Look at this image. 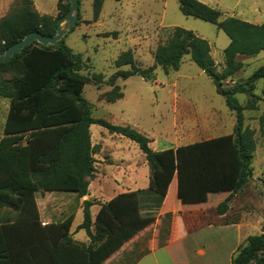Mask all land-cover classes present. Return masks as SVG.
I'll use <instances>...</instances> for the list:
<instances>
[{
	"label": "trees",
	"instance_id": "trees-1",
	"mask_svg": "<svg viewBox=\"0 0 264 264\" xmlns=\"http://www.w3.org/2000/svg\"><path fill=\"white\" fill-rule=\"evenodd\" d=\"M176 1L183 16L212 24L227 36L229 44L223 50L224 69L217 71L206 40L192 31L175 27L169 38L156 47L153 65L146 69L135 66L131 51L120 54L114 61L117 71L107 85L114 86L117 79L131 76L149 78L156 67L165 73L178 71L182 58L189 55L191 62L212 81L216 94L234 113L233 137L216 138L175 151L155 152L150 148V140L136 130L92 117V106L83 97V89L91 81L102 84V75L92 78L82 75L86 64L80 55L73 54L65 46V37L56 46L32 43L0 63L3 76L0 98L8 100L0 139V208L16 214L15 221L0 224V264H101L141 228L140 196L151 194L152 207L157 209L176 173L181 190H185V183L188 187L190 182L198 189L204 183L203 190L206 186L210 194H225L214 207L219 216L228 212L233 197L252 177L256 144L253 132L243 126V112L257 108L260 99L253 91L256 83L264 78V67L253 72L245 83L229 87L224 81L241 68L235 60L237 56L264 52V22L255 25L231 17L220 20L219 11L197 0ZM103 3L104 0H92V21H97ZM68 9V0H58L55 17L41 15L31 0H18V6L0 19V54L29 33L53 36L56 21ZM80 22L78 14L74 27ZM124 66L129 70L120 69ZM239 94L248 96L247 106L238 103L236 95ZM122 97L118 93L106 101L114 103ZM259 123L263 129V116ZM91 125H98L138 146L149 167V190L122 194L100 204L94 223L89 213L92 203L84 202L83 222L78 229L85 231L89 242L78 244L69 235L71 218L42 226L35 194L70 192L83 197L88 193L94 173ZM224 163L234 167L235 172L238 170L231 193L220 184L223 173L218 167H223ZM262 196L264 198V180ZM133 221L137 222L135 226ZM230 264H264V219L261 232L244 240Z\"/></svg>",
	"mask_w": 264,
	"mask_h": 264
},
{
	"label": "rangeland",
	"instance_id": "rangeland-1",
	"mask_svg": "<svg viewBox=\"0 0 264 264\" xmlns=\"http://www.w3.org/2000/svg\"><path fill=\"white\" fill-rule=\"evenodd\" d=\"M31 1L39 13L57 15L58 0ZM197 1L219 11L220 20L231 17L255 25L264 22V0ZM91 3L92 0H79L81 22L65 36L64 44L73 54L82 57L86 64L82 75L88 78L102 75V84L96 85L91 81L83 89L82 95L91 104L93 117L137 126L144 133L168 142L175 147L171 149L174 151L216 138L233 137L234 113L216 94L212 81L191 62L189 55L182 58L178 71L165 73L156 67L149 78L131 76L125 80L117 79L114 86L107 85L117 71L114 61L120 54L131 51L135 66L146 69L153 65L156 47L169 38L175 27L192 31L206 40L217 71L221 72L224 69L223 50L229 44L223 32L212 24L183 16L176 0H104L95 22L92 21ZM17 6L18 0H0V19ZM235 60L241 68L224 81L225 86L245 83L253 72L264 67V52L255 56H237ZM120 69L127 71L129 67ZM2 77L0 75V80ZM263 92L264 78L256 83L253 91L260 99L257 108L243 112V126L253 132L256 144L251 164L252 177L233 197L224 219L226 224H243L246 228L242 235L248 236L261 232L264 219V126L262 129L259 123L260 117H264ZM118 93L123 95L122 100L113 104L106 101ZM248 99L244 94L236 95L242 106H247ZM7 108L8 100L0 98V139ZM224 164L218 167L223 173L220 184L231 193L238 170L235 172L230 164ZM206 215L210 223L219 216L213 210ZM15 219V213L0 211V224L11 223Z\"/></svg>",
	"mask_w": 264,
	"mask_h": 264
},
{
	"label": "crops",
	"instance_id": "crops-1",
	"mask_svg": "<svg viewBox=\"0 0 264 264\" xmlns=\"http://www.w3.org/2000/svg\"><path fill=\"white\" fill-rule=\"evenodd\" d=\"M109 121L146 136L155 152L175 149L137 126ZM89 131L94 149V173L88 184V193L83 197L70 192L41 191L35 194L42 226L59 224L71 218L69 235L78 244L89 242L85 231L78 229L83 222L84 202L92 203L89 213L94 223L100 204H106L122 194L146 193L149 190V167L135 143L110 134L98 125H91ZM184 185L185 190H181L176 173L157 209L152 207L151 194L141 195V228L101 264H230L231 257L248 237L242 235L246 227L240 222L226 224V214L210 223L206 214L215 211L214 207L225 194H210L206 186L203 190L204 183L200 184V189L193 188L190 182L188 187L187 183ZM0 211L14 214L6 208H0ZM136 221H133V226Z\"/></svg>",
	"mask_w": 264,
	"mask_h": 264
},
{
	"label": "water",
	"instance_id": "water-1",
	"mask_svg": "<svg viewBox=\"0 0 264 264\" xmlns=\"http://www.w3.org/2000/svg\"><path fill=\"white\" fill-rule=\"evenodd\" d=\"M69 9L56 21L55 34L51 37H44L39 33H29L22 40L7 48L0 54V63L8 61L11 57L19 54L32 43L43 47L56 46L76 25L79 14V0H68Z\"/></svg>",
	"mask_w": 264,
	"mask_h": 264
}]
</instances>
